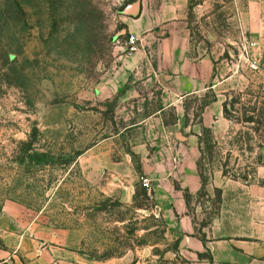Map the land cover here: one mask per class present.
Masks as SVG:
<instances>
[{"label":"rangeland","instance_id":"obj_1","mask_svg":"<svg viewBox=\"0 0 264 264\" xmlns=\"http://www.w3.org/2000/svg\"><path fill=\"white\" fill-rule=\"evenodd\" d=\"M206 2L209 19L190 18L193 42L219 59L222 74H237L226 86L235 125L215 145L206 142L213 149L201 171L204 182L218 169L244 180L264 164V76L239 59L246 46L253 57L250 42L240 54L237 45L213 40L233 35L231 6L245 0ZM124 15L121 0H0V219L8 211L24 224L75 231L81 255L97 261L134 253L145 264H169L173 239L146 215L143 190L128 200L116 185H91L78 163L135 112L120 95L103 93L119 43L129 38Z\"/></svg>","mask_w":264,"mask_h":264},{"label":"crops","instance_id":"obj_2","mask_svg":"<svg viewBox=\"0 0 264 264\" xmlns=\"http://www.w3.org/2000/svg\"><path fill=\"white\" fill-rule=\"evenodd\" d=\"M121 1L122 23L138 49L130 53L127 40L119 43L118 65L103 93L120 95L135 112L81 155L84 180L116 185L128 200L138 188L146 192V215L159 219L174 242L165 253L169 264H264V164L244 180L218 169L209 182L199 167L202 131L218 140L235 125L224 108L237 72L222 74L219 59L192 37L190 18L209 19L213 6L206 0ZM231 7L233 35L213 40L237 45L239 53L250 42L253 58L264 61V0ZM141 178L152 182L149 190ZM22 219L8 211L1 216L0 264H145L134 253L102 261L82 256L75 231L63 235Z\"/></svg>","mask_w":264,"mask_h":264},{"label":"built area","instance_id":"obj_3","mask_svg":"<svg viewBox=\"0 0 264 264\" xmlns=\"http://www.w3.org/2000/svg\"><path fill=\"white\" fill-rule=\"evenodd\" d=\"M127 44H128L127 46L128 52L134 53L137 51L138 45H137V39L135 37L129 36V38L127 39ZM249 48L250 46L244 47L243 53L240 55L239 58L245 60L248 63L249 69L252 72L264 76V62L260 63L254 60L251 54L249 53ZM140 183L145 190H149L152 187V182L148 178H141Z\"/></svg>","mask_w":264,"mask_h":264},{"label":"trees","instance_id":"obj_4","mask_svg":"<svg viewBox=\"0 0 264 264\" xmlns=\"http://www.w3.org/2000/svg\"><path fill=\"white\" fill-rule=\"evenodd\" d=\"M232 107V106H231ZM224 115H225V117L228 119V120H231V116H230V114H229V111H228V109L226 108V106H225V108H224ZM231 121H233V120H231ZM250 121H251V119H250ZM249 121V119L248 120H246L245 121V123H251ZM210 138V139H209ZM209 139V140H208ZM210 140L211 141H213V145H215L216 144V142H214L215 141V137H213V134H212V132L210 131V130H203L202 131V135H201V137L199 138V145H200V152H201V159H200V162H199V167H200V169H201V166H200V164H201V162L203 161V159H204V155H205V150L207 149V150H212L213 148H212V146H210V148L209 147H207L206 146V142H210ZM214 147V146H213ZM212 153V152H211ZM224 168V167H223ZM223 176H229V177H231L232 179H243L242 177H237L233 172H230V171H223ZM145 200H147L148 201V197H147V195H146V192H142L141 194H140Z\"/></svg>","mask_w":264,"mask_h":264}]
</instances>
